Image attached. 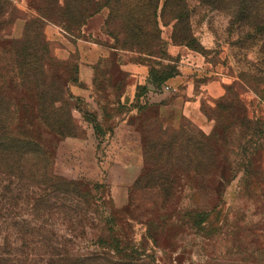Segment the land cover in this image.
I'll return each mask as SVG.
<instances>
[{
    "label": "rangeland",
    "instance_id": "1",
    "mask_svg": "<svg viewBox=\"0 0 264 264\" xmlns=\"http://www.w3.org/2000/svg\"><path fill=\"white\" fill-rule=\"evenodd\" d=\"M9 1L26 15L39 12L40 0ZM97 1L95 35L77 19L69 33L55 24L44 29L55 58L68 64L75 130L61 138L37 121L35 106L25 114L49 163L25 159L22 171L0 159V258L47 264L53 247L91 256L119 240L125 258L147 264H264V135L257 130L264 123V0H187L191 43L175 44L174 23L160 20L162 45L153 57L116 49L114 36L125 45L124 25L109 20L106 0ZM24 27L18 20L11 37ZM82 66L90 68L89 84L80 81ZM152 72L171 77L156 84ZM179 139L207 145L220 170L197 168L199 153L173 152ZM189 161L196 166L183 167ZM37 172L83 183L82 199L58 203ZM142 177L175 184L161 191L148 183L144 195L133 194ZM65 203L70 219L57 209ZM215 206L211 224L194 225L192 212Z\"/></svg>",
    "mask_w": 264,
    "mask_h": 264
},
{
    "label": "trees",
    "instance_id": "2",
    "mask_svg": "<svg viewBox=\"0 0 264 264\" xmlns=\"http://www.w3.org/2000/svg\"><path fill=\"white\" fill-rule=\"evenodd\" d=\"M161 1L106 0V5L110 10L109 20L116 18L122 20L123 33L127 37L126 41L124 40L125 45H121L120 34L114 36L118 47L116 49L129 46L131 51L137 50L153 57L154 49L162 45L160 20L164 26L174 23L172 40L175 44L188 45L191 43L192 34L187 0H166L163 6H161ZM47 2L48 0H40L37 15H26L11 1L0 0V159L18 164L21 170L22 161L25 159L49 163L47 150L25 128V114L32 111L34 106L37 121L61 138L73 136L76 124L69 104L73 97L69 90V82L64 81L63 74L68 64L55 58L52 45L47 40L44 29L48 24H55L69 33L73 27L71 21L79 20L78 28L82 27L100 11L97 0H75L74 4L66 3L64 7L60 6L56 0L50 6ZM216 2L219 4L220 0ZM20 19L25 21L24 31L19 39H14L11 37L10 29ZM259 31L264 32V26L260 27ZM151 77L154 83L159 84L169 79L171 75L157 76L152 72ZM257 130L259 134L264 135V123ZM179 141V147H170L173 152L177 150L178 153L190 155L199 153L202 160L197 168L207 169L213 174L220 170L212 156V150L207 145L202 143L190 145L188 142L183 143L182 139ZM193 163V161L186 162L183 167L189 169L195 164ZM37 176L41 179L40 184L43 185L45 191L56 196L58 203L67 202L69 198L82 199L83 183L67 181L50 172L47 174L37 172ZM148 183L153 184V189L157 187L161 191H168L175 184L169 179L148 180L147 177H142L132 187V193L137 194L141 191V195H144L145 188H151L147 186ZM202 185L199 181L200 189L203 188ZM155 196L159 197L160 192ZM72 199L70 201H74ZM57 209L70 219L69 214L72 210L67 208L66 203L58 206ZM62 209L67 212H63ZM217 210L218 206L211 210L203 208L201 211L192 212L189 216L194 225L205 229L208 223L211 224L212 217L218 213ZM101 245H106L104 252L91 256L72 255L53 247L47 264H147L146 261L134 256L125 258L126 256L123 255L126 246L121 245L119 240H112ZM121 254V259L116 257ZM0 264H7V261L0 258Z\"/></svg>",
    "mask_w": 264,
    "mask_h": 264
},
{
    "label": "crops",
    "instance_id": "3",
    "mask_svg": "<svg viewBox=\"0 0 264 264\" xmlns=\"http://www.w3.org/2000/svg\"><path fill=\"white\" fill-rule=\"evenodd\" d=\"M91 25H92V20L90 19V21H88V23L85 26V29H88L86 31H88V33H94L93 30H91ZM95 35V33L93 34ZM90 68L87 66H82L80 69V81L84 82V83H91L93 81V78L91 76V72H89ZM90 78V79H89Z\"/></svg>",
    "mask_w": 264,
    "mask_h": 264
},
{
    "label": "built area",
    "instance_id": "4",
    "mask_svg": "<svg viewBox=\"0 0 264 264\" xmlns=\"http://www.w3.org/2000/svg\"><path fill=\"white\" fill-rule=\"evenodd\" d=\"M169 89H170V87L167 86V87H166V90H169Z\"/></svg>",
    "mask_w": 264,
    "mask_h": 264
}]
</instances>
